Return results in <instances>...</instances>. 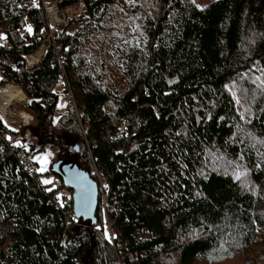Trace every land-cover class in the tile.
Instances as JSON below:
<instances>
[{"label":"trees","instance_id":"16d2710c","mask_svg":"<svg viewBox=\"0 0 264 264\" xmlns=\"http://www.w3.org/2000/svg\"><path fill=\"white\" fill-rule=\"evenodd\" d=\"M77 1L0 0V86L36 117L0 121V264H264V0H82L26 68ZM46 145L106 177L97 226L40 186Z\"/></svg>","mask_w":264,"mask_h":264},{"label":"built area","instance_id":"2783aa9c","mask_svg":"<svg viewBox=\"0 0 264 264\" xmlns=\"http://www.w3.org/2000/svg\"><path fill=\"white\" fill-rule=\"evenodd\" d=\"M73 9L77 13H81L82 12V0L77 1L76 5L73 6ZM45 12L47 14L46 20H47V26H49V29H48V33H47L46 39H45L47 41H45L46 43L45 42L44 43L46 44L45 48L49 49V47L53 43L52 38H53V34L55 33V29H57V27L59 25L66 26L68 23H67V17L65 16L66 15L65 12L60 11V9L57 7L56 2L49 5L48 7H45ZM2 47L5 48L6 50L9 49V47L6 44H4ZM45 48L41 45L40 49H39V51L40 50L41 51L40 52L38 51V53H42V51H44L43 57L46 56V52H47V49H45ZM24 58H28V57H24ZM71 98H72V94L68 93V99H71ZM0 111H1V115L6 120H8V123H14L8 119L9 116H10V119H12L13 117H11L10 113H8V111L6 109L4 110L3 107H0ZM1 123H2V125H5L6 127H8L10 129V126L8 123L6 124L4 121ZM24 125L29 126L26 124H24ZM42 160H43L42 155L39 157H33L32 158V161L34 163H36L37 165H39ZM36 172L39 174L40 173L39 169H36ZM89 175H90V177H92L94 179V182L96 183L97 189L99 190L98 198L100 197L102 204L105 205V203H106L105 194L108 191L107 186H106V177L103 176V174L98 169H96L95 167H93V169L90 171ZM43 180H45V179H41V182H40L41 187H47L49 185V186H52V188L55 190V196L53 199L55 206H57L58 209L63 208L65 211H67L69 219L73 220L75 225H80L78 223V222H80V219L78 217H75V215L73 214V209H74L73 200H72L73 191L66 189V187L63 185L62 178L60 179L56 176H52L51 183H49V184L42 183ZM58 197H59V199H58ZM82 226H84V225L82 224Z\"/></svg>","mask_w":264,"mask_h":264},{"label":"rangeland","instance_id":"374dc122","mask_svg":"<svg viewBox=\"0 0 264 264\" xmlns=\"http://www.w3.org/2000/svg\"><path fill=\"white\" fill-rule=\"evenodd\" d=\"M207 1L208 0H195L196 4L201 6V8L205 7V5L207 4ZM65 11H66L65 12V14H66L65 16L68 19L70 18L71 20H74V21L77 20L79 15H80V13H77L76 11H74L73 7H69ZM46 15H45V17H46ZM45 43L42 44V46L44 48L46 46ZM4 44L7 45L6 41H4V39L0 40V47H2ZM45 49H47V48H45ZM38 51L35 54H32V55H34V56L37 55ZM43 55H42V57H43ZM42 57H41L40 61H37L35 64H38L39 62H41L42 61ZM23 61H24V65H25L26 68H29V67H31L33 65V62H29L30 60L29 59L27 60V58H24ZM7 86H12L14 88L15 87L20 88L19 85H17L16 83H10V84L7 83V84H2V86H0V89L1 88H5ZM63 89H64V82L62 80H60V83L57 85V88L55 90V93L57 95H59L60 98L58 99V104L56 106L57 113L53 117V123H55L58 120L59 115H61L64 112H66V110H67L66 106L69 105V103H70V101L68 99V94H64L63 93ZM20 90H21V88H20ZM21 92H22V90H21ZM22 94L24 95L23 92H22ZM26 98H24V99L23 98H12V99L21 102V101L25 100ZM28 104H29V101H28V98H27V100L25 102H23V103H13L9 108L6 109L8 111V113H10L11 117H13L12 119L15 120V121L14 120L12 121L14 123H8V120H6L1 115V111H0V121L1 122L4 121L6 124L8 123L9 126H10V130H12L14 132H17V131L18 132H22V129L25 128V127H27V129H30V130L33 129V127L36 126L35 125L36 124V117H35V115L33 114V112L31 110L30 111L28 110ZM0 107H2L1 104H0ZM20 112H28V113H30L33 116L32 121L29 123L30 124L29 126H25L24 124H22V122L19 119H16L17 113H20ZM32 138L33 137H30V135H28V134L25 136V139H26V141L24 142L25 147H28L29 144L32 143V140H33ZM55 154H56V150L53 147H51V145H46L42 149V152L40 154H35V156H33V157H39L41 155L43 156V160L39 164L40 165L39 172L41 174L44 175L46 173V170H47V168H49V166H50L49 164L50 163L54 164V163L57 162V161H55ZM42 167L45 169V171H43V172L40 171V169ZM44 179L51 181L52 180V175L51 174L44 175ZM101 225L102 224H100V227H101ZM80 227L81 228H85L84 226H82V224H80Z\"/></svg>","mask_w":264,"mask_h":264},{"label":"water","instance_id":"95a60500","mask_svg":"<svg viewBox=\"0 0 264 264\" xmlns=\"http://www.w3.org/2000/svg\"><path fill=\"white\" fill-rule=\"evenodd\" d=\"M54 176L62 178L66 189L73 191V214L82 219V224L86 229L97 226L99 220L96 218V211L99 207L98 194L94 179L80 169L78 163L61 159L52 165Z\"/></svg>","mask_w":264,"mask_h":264},{"label":"bare ground","instance_id":"6f19581e","mask_svg":"<svg viewBox=\"0 0 264 264\" xmlns=\"http://www.w3.org/2000/svg\"><path fill=\"white\" fill-rule=\"evenodd\" d=\"M43 52L44 51H42V53H38L35 56L29 55L27 60L29 59L30 60L29 62H33V64H35L37 61H40V59L43 55ZM12 98H23L24 99L26 97L22 94L20 88H18V87L14 88L12 86H7L5 88L0 89V100H1L0 104L4 108V110L9 108L13 103H23L27 100V98H26L25 100L20 102L17 100H13ZM8 119L10 121L14 120V119H10V116L8 117ZM16 119H19L22 122V124L30 125L28 123L31 122L32 117L27 112H20V113H17Z\"/></svg>","mask_w":264,"mask_h":264},{"label":"snow or ice","instance_id":"6c2138e0","mask_svg":"<svg viewBox=\"0 0 264 264\" xmlns=\"http://www.w3.org/2000/svg\"><path fill=\"white\" fill-rule=\"evenodd\" d=\"M197 7H201V6L197 5ZM28 31H31L30 27H29ZM40 171L43 172V171H45V169L42 167V168L40 169ZM239 178H240V177L237 176V179H239ZM42 183H44V184H49V183H51V181H49V180H43ZM48 190L51 191V189H48ZM58 199H59V197H58ZM105 238H106V239L108 238V233H107L106 230H105Z\"/></svg>","mask_w":264,"mask_h":264}]
</instances>
